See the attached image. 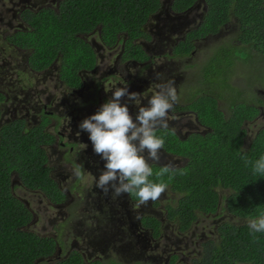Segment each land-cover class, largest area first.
<instances>
[{"label":"flooded vegetation","instance_id":"flooded-vegetation-1","mask_svg":"<svg viewBox=\"0 0 264 264\" xmlns=\"http://www.w3.org/2000/svg\"><path fill=\"white\" fill-rule=\"evenodd\" d=\"M54 1L18 0L13 3L11 8L6 7L5 10L7 9V11L4 14L5 23L8 21L9 23L1 42L4 53L0 52V128L12 122H21L24 124L25 131L39 129L43 133L51 135L52 141L47 144L39 143L38 146L46 152L44 167L48 170L49 178L63 194V198L57 200L44 189L25 185L20 175L13 172L11 179L13 196L16 197L13 189L22 185L27 191L24 196L29 197L28 200L16 197L31 214L30 222L24 228L28 227L32 221L36 220L37 222L39 220L36 212L30 208L35 197H38L37 210H42V212L45 210L46 212L47 208L42 205L43 200H47L48 206L59 208L58 213H63L60 209L67 207L69 212L66 209V215H73L80 211L82 202H84L88 218H92L93 213H95V218L99 219L97 224L99 227L97 228L101 229L99 235L90 233L91 244L89 245L92 246L93 253H97L98 250L105 251V249L113 253L116 259L109 262L110 264H188L187 255L177 245L192 242L197 243L201 248L212 240L213 236H198L197 233L193 236L195 237L194 240L193 237H187V233L199 227L201 223L199 219L203 216L218 215L217 212L224 199L227 201L226 196L223 197L217 188L219 203L216 212L201 213L196 211L193 221H182L181 216L169 218L168 208H174L172 205L167 206L165 219L161 220L155 203L135 207L137 200L134 195L124 194L116 198H113L111 192L105 195L96 187L98 177L104 170L105 161L94 152L89 133L82 131L79 125L84 119L94 115L110 99L112 91L116 88L128 87L130 91L140 93L142 97L141 106H147L148 98L159 91L157 85L167 84L177 77V81L182 80L176 88L179 102L169 112V128L163 130H170L181 140H186L193 133L205 135L210 132L211 128L202 124L197 112L189 104L203 94L218 91L222 98H218V107L227 119L231 114V100L233 99L231 93L227 94L225 87L221 88L215 84H212V87L206 91H193V88L198 86L196 84H193L195 86L189 85L193 80H189L184 75L191 68V65H188V60L196 58V54H199V48L203 43L212 42L214 44L216 42L215 48L221 46L218 42L225 36L222 34V29L214 35L197 37L202 22V12L200 17L198 16V20H195V18H190L189 11L178 13L168 10V7H163L164 10L162 8L161 11L147 19L142 27L144 35L132 40L133 44L141 47L143 54L133 55L132 52L127 51V42L130 39L127 33L118 34L116 42L110 46L103 43L100 34L95 31L82 33L78 36L93 46L97 56V64L94 69H84L78 72V86H68L60 76L59 58H56L47 68L36 70L29 61L31 51L18 47L10 39L12 35L20 31H28L27 11L38 13L48 8L53 9L58 14L60 5L64 0H57L56 6H54ZM183 18H188V20L184 21ZM174 19L176 20L175 23L172 21ZM235 35L234 33L231 38L234 39ZM184 44L186 45L184 46ZM190 47L191 50H188ZM215 52L216 50L212 56H208V62L199 67L198 71L204 69L203 66H207L209 60L215 57ZM235 62L237 64L227 68L229 69L226 74L228 86L234 92L233 95L237 97L238 103L248 104L257 110V115L251 121L246 120L244 123L243 127L248 135L250 132L247 127L249 123L264 120L263 69L255 64L254 59L250 61L237 59ZM220 70L226 69H218V72ZM241 70L245 81L244 88L240 85L236 86L235 79ZM249 73H251L250 76H247ZM38 74H41L43 78L40 79ZM157 74H159V78H157ZM17 78L18 80H16ZM30 78L37 82L34 89L31 87ZM48 83H51V89L47 88ZM197 91H201V93H197ZM188 99H191L190 102ZM221 100L229 102V115H226L221 109ZM129 107L130 113L135 117L138 111L137 107L133 104H130ZM190 116L195 117L196 123L195 130L191 131L188 129L189 122L187 119ZM200 129L203 131L200 132ZM261 131H264V125L259 128L254 137ZM78 132L80 135H77ZM254 137H249L248 146ZM161 152L174 159V162L176 159H187L171 154L164 148ZM172 163V160L169 162L160 160L159 163L150 161L152 167L154 165L162 167ZM77 169L80 170L81 177L75 175ZM13 177H16V180ZM68 179L71 181L67 185ZM86 179L90 182L88 185L92 191L90 190L84 198L81 196L84 193L82 182L84 183ZM176 193L180 194L179 192ZM71 195L76 198L69 202L72 203L71 205H67L68 197ZM207 218L212 219L213 217ZM156 220L159 222L157 226ZM187 221L191 224L183 230L182 226ZM212 221V224L216 225L214 226L216 237H219V230L222 225L226 223L235 225L222 219L218 222H215V219ZM205 229L206 227H204V232H206ZM87 233H89L88 230L85 234ZM183 237L186 238L185 243L182 241ZM48 238L55 241L53 255L47 258H38L34 264H44L46 261L62 264L73 252L79 253L86 262L97 261L101 264H107L103 255L91 254L86 246L65 251L68 242H62L60 235L58 238ZM202 256L203 254L199 259H202ZM199 259L192 260L191 263L196 264Z\"/></svg>","mask_w":264,"mask_h":264},{"label":"trees","instance_id":"trees-1","mask_svg":"<svg viewBox=\"0 0 264 264\" xmlns=\"http://www.w3.org/2000/svg\"><path fill=\"white\" fill-rule=\"evenodd\" d=\"M168 1L169 5L167 0H64L58 14L48 8L38 13L27 11L28 31H20L10 39L18 47L31 51L29 61L36 70L47 68L59 58L64 83L78 86V72L94 69L97 64L93 46L78 35L95 31L100 34L102 42L110 46L116 42L118 34L127 33L130 38L127 51L133 55L143 54L141 47L132 40L144 35L142 27L149 17L163 7L185 13L203 1L201 4L205 9L197 37L219 33L233 17L238 29L234 32V39L215 48V57L209 60L210 64L203 66L206 69L198 71L197 84L202 79L204 88L200 85L194 91L210 89L209 74L212 78L218 69L229 71L227 68L237 64V59H255L264 64V0ZM214 63L218 65L216 70L212 67ZM194 82L195 79L189 85ZM230 93L233 99L227 119L218 107V98L222 99L218 91L203 94L189 104L202 124L211 128L205 135L193 133L181 140L170 130L156 131V135L165 140L166 151L189 160L186 165L161 178L156 176L161 166L152 167L153 175L149 178L152 182L163 181L174 191L185 194L178 208H168L170 219L181 216L182 221H193L196 211L216 212L219 187L231 189L226 197V210L234 216L246 220L264 214V176L254 174L252 166L242 158L246 156L255 162L264 156V131L256 135L249 146H244L247 135L244 123L251 121L257 110L238 103L231 89ZM52 140L51 135L42 130L25 131L21 122L0 128V264H34L36 259L50 257L55 251L53 239L24 230L31 214L13 196L11 187L12 173L15 172L25 185L44 189L57 200L63 198L44 167L46 152L38 146ZM188 221L182 226L183 230L190 226ZM158 223L156 220V226ZM219 231L215 241L205 244L202 259L196 264H264V232L255 233L254 240L248 224L226 223ZM62 264L101 263L86 262L79 253L73 252Z\"/></svg>","mask_w":264,"mask_h":264},{"label":"clouds","instance_id":"clouds-1","mask_svg":"<svg viewBox=\"0 0 264 264\" xmlns=\"http://www.w3.org/2000/svg\"><path fill=\"white\" fill-rule=\"evenodd\" d=\"M157 87L159 91L148 98L147 106H141L140 93L128 87L116 88L110 99L79 125L82 131L89 133L94 152L105 161L96 187L105 195L111 192L113 198L134 195L135 207L157 201L168 188L163 181L155 183L149 179L153 175L150 161L159 163L161 159L165 140L158 137L156 131L169 128V112L179 102V96L174 81ZM130 104L138 109L135 117L130 113ZM242 158L252 166L254 174L264 176V156L255 162L246 156ZM173 170L172 164L164 165L156 176L161 178ZM75 175L82 176L79 169ZM247 224L255 240V233L264 232V214L249 218Z\"/></svg>","mask_w":264,"mask_h":264},{"label":"rangeland","instance_id":"rangeland-1","mask_svg":"<svg viewBox=\"0 0 264 264\" xmlns=\"http://www.w3.org/2000/svg\"><path fill=\"white\" fill-rule=\"evenodd\" d=\"M18 0H0V52L4 53V48L2 45V39L4 38L5 35V30L6 28H8V22L5 23V16L4 14L6 13L7 9L5 10L6 7H10L13 5L14 2H16ZM203 2V1H201ZM201 2L197 3V5L192 8L189 12L188 15H190V18L193 19L195 18V20H198V16L200 17L201 12L204 11L205 7L204 4ZM57 4V0L54 1V6H56ZM167 4L169 5V1L167 0ZM11 13V12H10ZM2 17V18H1ZM184 21H187L188 18H183ZM175 20V19H174ZM172 20L174 23L176 22V20L174 21ZM237 30L236 27V23L234 20V17L230 20V22L222 29V34H224L225 36L222 37L218 43H220L221 45H224L226 43V41H228L231 36L234 34V32ZM210 44H212L210 46ZM215 44L216 42L213 44L212 42L209 43H203L200 48H199V54H196V58L194 60H188V65H191V68L188 69L187 71V75L185 74L184 76H187V78L189 80H193L195 79V82L193 84H196L198 87L200 86L199 84H197V80L199 78V74H198V69L199 67H201L204 63L208 62V56H212L214 50H215ZM6 49L9 51L8 47H6ZM244 58V57H243ZM264 61V59H263ZM255 64L259 65L262 69H263V75H262V79L264 81V64L259 63L257 60L254 59ZM210 64V63H209ZM187 65V66H188ZM217 63H214V65L212 66L213 69H217ZM192 70H196V71H192ZM227 70H220L215 77L209 76L207 77V81L210 82V85L215 84L217 86H220L222 84H224L225 86V91L227 94H230V87L228 86V79L226 78V74H227ZM251 73L247 74V76H250ZM21 77V76H20ZM38 77L41 79L43 78L41 74H38ZM37 77V78H38ZM202 78L203 74H202ZM177 77L174 80V86L177 88L178 85L180 84V82H182V80H178L177 81ZM18 80V78L16 79ZM31 84V87L34 89L35 85L37 86V82L32 80V78L29 79ZM236 80V86H242L244 88V77H243V71H239V76L235 79ZM51 83L47 84V88L51 89ZM201 86L203 87L202 84V79L200 81ZM28 87V86H27ZM178 91V90H177ZM194 91V88H193ZM193 91H190L191 93H193ZM181 95V93H180ZM220 106L221 109L224 111V113L226 115H229V110H230V104L227 100H221L220 102ZM188 119V129L189 131L191 130H195V117H187ZM262 125H264V120H259L256 122H251L248 124V128H249V134L246 137V143H245V147L248 146L249 143V137H254L255 133L259 130V128L262 127ZM203 130L200 129V132H202ZM248 142V143H247ZM169 151V150H167ZM160 160H164L166 162L169 161H173L172 165L178 168V167H182L184 165V163H188V159L185 158H181L180 160H175L169 158L167 155H164L161 152V159ZM13 179L16 180V177H13ZM71 179H68L67 181V185L68 182H70ZM88 183L90 184V182L86 179L85 182L82 186V188H84V193L83 196L84 198L86 197V195L88 194V192L92 189L91 187L88 185ZM16 184V183H15ZM18 185V184H16ZM219 192L223 195V197H227L229 195V193L231 192V189L229 188H218ZM177 191H174L172 188H167L166 192L164 194H162V196L160 197V199H158L155 202L149 201L147 205H151L153 203L156 204V209H158V213L161 215L160 217L157 215V217H159V219H165V210H167V206L168 205H172V207L174 208H178L180 206L179 202L181 199L184 198L185 194H178L176 193ZM13 193L15 194L16 197L18 198H24V199H29V197H25L24 194H27L26 189H24V187L22 185H20L19 187L13 189ZM82 194V192H81ZM76 198L73 195L68 197V203L67 205H71L73 199ZM37 200L38 197H35L30 205V208L32 210H34L39 218V220L36 222V220L32 221V223L24 228L26 231L28 232H33L36 233L40 236H46V237H53V238H58V236L60 235V239L62 242H68V247L66 248L65 251H67L68 249L70 250H74V249H80L86 246V249L89 250V252L91 254L96 255H103L104 259L106 260L107 264H110L109 262H111L113 259H116L114 257V254L111 253L108 249L104 250H98V252L93 253V248L91 245V241H90V233L91 234H100L101 233V229H98L97 224L99 219L95 218V213H93L92 218H88V213L86 212L85 209V203L82 202V206H81V210L78 211L77 213L70 215L67 214L66 215V209L69 212V209L66 208H62L60 209V211H63V213H58L59 208H52L50 206H48V201L47 200H43V205L45 206V208H47L46 212L45 210H43L44 212H42V210H37L36 206H38L37 204ZM226 202L225 199L222 203L221 208L219 207V210L217 212L218 215H209V216H203L202 218H200L199 220H201V223L199 224V227L196 229L191 230L190 232H188V236L187 237H193L195 236V234L197 233L198 236L204 235L205 237L208 236H213L212 240H216L218 237H216L217 235L214 234V230L216 226L215 224H212L213 221L212 219H215V222H218L219 220H226L229 221L231 223H234L235 225H241V224H247L248 219L244 220V219H238L237 222V217L234 216L233 214H231V212H229L228 210H226ZM90 212V211H88ZM44 213H46V218L44 219ZM207 217H213L212 219H208ZM49 219V220H48ZM52 223H49V222ZM76 221H78V223H76ZM204 227H206L204 232ZM86 230L89 231V233L85 234ZM179 230V229H178ZM171 236V235H169ZM197 237V236H196ZM211 238V237H209ZM193 239L195 240V237H193ZM207 239V238H206ZM186 238L184 239V237L182 238V241L185 243ZM208 240V239H207ZM211 241V240H210ZM201 242V241H200ZM70 246V247H69ZM125 246V245H123ZM122 246V247H123ZM177 246H179L180 248L183 249V251L185 252V254L187 255V262L188 264H192L191 261L195 260V259H199V257L203 254L204 249H205V245L202 246L201 248H199V246L197 245V243H192V242H188L185 244H178ZM111 247V246H110ZM193 262V261H192ZM44 264H54L53 262H49L46 261L44 262Z\"/></svg>","mask_w":264,"mask_h":264}]
</instances>
